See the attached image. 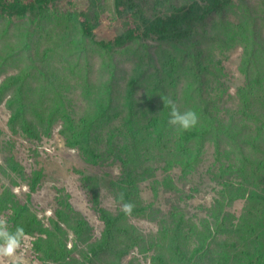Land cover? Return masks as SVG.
Masks as SVG:
<instances>
[{"label":"trees","instance_id":"16d2710c","mask_svg":"<svg viewBox=\"0 0 264 264\" xmlns=\"http://www.w3.org/2000/svg\"><path fill=\"white\" fill-rule=\"evenodd\" d=\"M61 1L0 0V17L13 19L31 16L42 19ZM88 1L86 8L76 9L74 13L81 36L98 42L108 52H114L116 47L124 46L133 40L145 42L144 45L150 51L149 55L155 66L151 74L154 81L149 80L155 84L151 89L147 85L146 89L151 90L154 96L162 94L170 98L168 92L171 78L167 61L156 60L148 40L154 38L176 42L186 48L191 47L188 48L191 53L184 55L180 62L195 68L200 34L203 33L210 39L215 38L214 40L219 42L228 40L224 39L226 33L209 24L215 13H222L238 2L250 4L252 0H114L113 9L122 22L121 30L113 39L100 40L96 37V29L102 23L103 8L100 0ZM211 27L213 30H210ZM48 31L52 32L50 29ZM254 36L259 38V33L254 31ZM248 38L243 36V39L235 40L246 43L244 49L249 54H245L244 62L249 66V70L254 65L257 74L262 76L264 68L259 61L253 60L257 50L255 46H247L250 41ZM255 41L259 45L261 39ZM188 56L190 61L186 60ZM12 57L8 52L0 53V76L4 73L7 60ZM24 61L27 64L22 71L5 74L0 83V100L8 96L7 103L12 108L9 118L11 127L20 129L24 138L36 148H43V144L50 142L49 138L57 132L69 147L78 149L91 165L102 164L111 159L122 167L119 179L93 178L86 173L82 175V185L88 199L103 222L101 234L95 236L90 221L72 206L69 195L60 188L53 193L58 204L49 202L41 208L37 206L43 213V216L39 215L34 209V200L36 194L38 196L41 191L48 189L45 169L34 166L29 170L28 165L17 161L15 155H8V151L3 154L5 157L0 164V182L3 181L0 183V218L7 220L9 231H14L18 225L23 226L25 235L34 238L33 248L40 264H143L137 253L130 257L132 250L141 245L149 251L153 248L156 254L152 261L156 264H171L166 254L168 244L163 242L168 238L172 241L175 237L178 241L179 257L173 264H197L198 261L201 264H264V175L259 179V172L264 173V93H261L263 104L260 110L253 102H250L249 109L247 104L243 106L249 119L255 116L256 127L250 129L254 124L253 120L248 121L247 117H243V123L237 124L234 119L221 118L211 107L212 98L201 88L195 96L199 122L192 130L180 132L169 126V108L165 105L157 115L148 116L144 123L137 124L136 118L140 112L137 106L138 85L142 78L146 77L148 80L146 66L139 73L136 70L128 79L127 93L124 95L126 103L123 107L124 109L127 106V111L123 114L121 108L119 111L113 110L118 101V90L114 88L113 79L110 88L100 96L101 99L96 98L94 104L81 103L82 109L78 112L69 111L61 101L58 81L51 74L55 68L32 54ZM197 64L202 65L201 61H197ZM36 73L44 79L46 87L43 86V90L32 87L28 81ZM198 79L200 78L197 75L189 81L178 78L179 83H184V87H181V92L175 91L170 98L177 107L181 97L189 93L190 88L187 86H200V83H196ZM47 89H50L48 93ZM251 92L253 95L259 94L254 86L251 87ZM201 104L203 112L200 115ZM126 126L128 129H125ZM232 126H239V131L235 133L238 137L229 136V145L226 137L230 134L228 128ZM208 143L214 144L215 153L220 160L227 152H239L242 162L247 161L241 169L246 174H249L250 170L253 174L247 177L253 181L247 183L244 179H235L233 171L236 161L232 159L231 167L223 161L218 171L213 169L209 172L218 185L215 189L216 196L208 215L200 220L196 217L190 219L191 231L197 232L199 225L202 240L190 254L187 255L185 243L180 237L188 221L185 219L186 212L180 208L169 207L158 224L160 227L162 223L161 233L156 234L152 241H147L133 222V218L143 215L154 221L156 215L151 217V212L155 210L154 198L159 196L161 189L165 187L169 194L183 191L172 170L179 168L186 176L195 172L200 166ZM250 151L252 157L249 155ZM257 152L259 155L254 159L253 153ZM149 153L158 155L159 158L153 160ZM145 159L154 161V165L167 173L163 180H157L146 187L154 192V196L153 193L150 195V200L143 198L144 189L138 190L136 187L137 180H143L136 174V169L138 170V166L142 165ZM156 162H160L159 165L155 164ZM147 169L148 166L145 171ZM108 183H111V190L116 198L115 208L105 205L101 199L100 185ZM20 184L26 186V189H22L21 196L16 190V186ZM121 193L123 201L119 199ZM238 199L246 200L240 214L233 209ZM123 202L135 205L130 216L120 211ZM245 236L242 242L239 237ZM213 244H216L220 251L215 252ZM11 264L36 263L18 260Z\"/></svg>","mask_w":264,"mask_h":264},{"label":"rangeland","instance_id":"374dc122","mask_svg":"<svg viewBox=\"0 0 264 264\" xmlns=\"http://www.w3.org/2000/svg\"><path fill=\"white\" fill-rule=\"evenodd\" d=\"M113 1L100 0L103 14L102 23L96 29V37L99 40L113 39L121 30L122 22L114 12ZM87 5H89L88 0H62L42 19L41 17L31 16L11 19L1 16L0 53L8 52V54L13 55L4 66V73L6 74L5 69L7 74L23 69L27 64L24 60L29 57V54L37 59H43L55 68L51 74L58 81V89L61 91L62 96L61 101L64 102L69 111L76 112L82 109L81 103L83 102L94 104L96 98L105 94L110 88L113 79L114 88L118 90V101L116 102V108L113 110L119 111L120 108L123 109L126 103L124 95L127 93L129 77L134 75L136 70L137 73L141 72V69L146 66L148 67V80L146 77L140 80L137 93V106L141 113H138L136 119L138 120L137 124L140 125L148 119V116L157 115L158 112L162 111L164 108L162 97L167 98L162 94L154 96L151 90L146 89L147 85L151 89L155 84L150 82L154 81L151 74L155 70L149 55L150 51L145 47V42L133 40L124 46L116 47L114 52H108L98 42L82 37L74 13L77 10L86 8ZM209 24L226 33L224 39L228 40L219 42L214 40L215 38L210 39L205 34H200L197 46L199 54L195 68L190 67L186 62V65L180 62V59L185 57L184 55L191 53L188 49L191 47L186 48L176 42L159 41L154 38L148 40V44H150L156 60L167 61L171 78L168 92L170 98L175 94V91L181 92V87H184V83H179L178 78L185 81L192 80L195 75L200 78L196 81V83H200V86L196 84L195 87L187 86L190 88L189 93L183 95L179 100L180 102H177L180 111L193 110L197 113L195 104L197 98L195 96L199 94L197 92L202 88L212 98L211 107L221 118L224 120L234 119L233 121L236 124L243 123V117H249L243 109L245 104L249 109L250 102H253L258 110L263 104L261 93H264V74L259 76L254 65L249 70V66H246L244 62L245 54H249L244 49L246 43L235 39H243V36L249 37L250 41L247 46H255L257 50L253 60L259 61V64L264 68V0H252L250 4L238 2L222 13H215ZM49 29L52 32L48 31ZM210 30H213V28L211 27ZM254 31L259 33V38L254 36ZM255 39H261L259 45ZM186 60L190 61L189 56ZM197 61H201L202 65L199 66ZM191 71L194 73H191ZM4 73L0 76V83L1 79L7 75ZM34 76L31 78L33 82L30 80L32 82L30 83L43 90V86L46 87L43 77L38 74ZM36 76L38 77L36 78ZM252 86L257 89L259 94H252ZM49 90L47 89L46 93ZM7 100L8 96L0 100V164L5 157L3 154L8 151V155H15L17 161L25 162L29 170L34 166L43 167L48 189L35 196L34 209L37 210L39 215L43 216V213L40 209H37V206L41 208L42 205L49 202L58 204L53 193L57 192V188H60L62 192L69 195L72 206L90 221L93 234L95 236L100 235L103 230V222L97 216L92 203L88 199L87 192L82 185L84 184L82 175L86 173L93 178L109 177L119 179L122 175L120 163L113 162L110 159L102 164L91 165L84 159L78 149L69 147L64 138L57 132L49 138L50 142L43 144V148H36L33 144H30L31 142L28 139L24 138V134L20 129L11 127L9 118L12 114V108L8 105ZM126 111L127 106L123 109V114ZM202 112L201 104L199 108L200 115ZM252 120L254 127L250 129H255V116L253 119L248 118V121ZM238 127L228 128L230 134L226 137L227 144H231L230 135L238 137V134H235L239 131ZM125 129H128L127 126ZM242 131L246 132L247 130ZM120 136L125 137L121 134ZM204 150L205 153L199 163L200 166L195 172L186 176L179 168L172 170L176 182L180 183L183 191H179L177 194H169L165 187L161 189L159 196L154 198L155 210L151 212V217L156 215L154 221L143 215L133 218V222L136 223L138 230L143 233L147 241H152L156 234L161 233L162 223L160 227L158 224L166 215L167 209L169 207L180 208L186 212L185 219H188L185 223L186 228L183 234H180V237L185 243L187 255L190 254L195 250V246L202 241L199 225L197 232L195 230L191 231L189 227L190 219L196 217L197 220H200L208 215L209 208L216 196L215 189L218 185L209 172L213 169L218 171L223 161L231 167L230 159H232V161H236L235 170L233 171L235 179L239 181L244 179L247 183L253 181L252 178L247 177L253 173L249 170V175L241 169V166H244L247 161L242 162V155L239 152H227L225 157H221L220 160L217 158L213 143H208ZM250 150L252 151V149ZM251 151L249 155L252 157ZM253 154L254 159H256L257 154L259 155L258 152ZM149 155L153 160L159 158L158 155L152 153H149ZM159 163L156 162L155 164L159 165ZM147 166V170L152 169L150 171L146 170L147 173L144 174ZM136 174L140 179H143L141 181L137 180L136 187H138V190L144 189L145 191L142 192L143 198L150 200V195L153 193L154 196V192L153 189H147L146 187L154 184L157 180H163L167 173L154 165V161L145 159L144 163L138 166V170L136 169ZM261 175H264V173L259 172V179L262 178ZM0 183H3V181ZM100 186L103 203L115 208L117 202L111 190V183L101 184ZM23 188L26 189V186L21 184L16 186L19 196L22 195ZM178 202L181 203L176 205ZM245 202V199L236 200L233 209L240 214L246 204ZM177 212L179 213V211ZM222 238H225V236H222ZM239 238L244 242L246 236ZM69 240L71 241V234ZM33 241L34 238L31 235H25L16 256L0 258V264H11L18 260L40 264L33 248ZM163 244H168L166 254L170 263L173 264L179 257L177 237L173 238L172 241L171 238H168ZM213 245L212 248L215 249V252L220 251L216 244ZM132 251L133 254L130 257L137 253L143 264H156L152 261L156 254L153 252V248L149 251L144 245H141L135 247ZM197 264H201V262L198 261Z\"/></svg>","mask_w":264,"mask_h":264},{"label":"clouds","instance_id":"9594fccd","mask_svg":"<svg viewBox=\"0 0 264 264\" xmlns=\"http://www.w3.org/2000/svg\"><path fill=\"white\" fill-rule=\"evenodd\" d=\"M165 107L169 108L168 124L180 132L190 131L199 122L197 113L193 110L180 111L176 103L170 98L162 97ZM119 199L123 201V193ZM135 205L131 202H123L120 211L126 216H130ZM25 236L23 226H17L14 231H9L5 218H0V258H12L16 256L17 250L21 246V241Z\"/></svg>","mask_w":264,"mask_h":264},{"label":"bare ground","instance_id":"6f19581e","mask_svg":"<svg viewBox=\"0 0 264 264\" xmlns=\"http://www.w3.org/2000/svg\"><path fill=\"white\" fill-rule=\"evenodd\" d=\"M40 53H41V52H40ZM36 55H37V54H36ZM0 61H1V60H0ZM21 65H22V64H21ZM22 67H24V66H22ZM18 71H19V70H18ZM21 71H22V70H21ZM16 72H17V71H16ZM17 73H18V72H17ZM31 73H32V72H31ZM33 73H34V72H33ZM37 73H38V72H37ZM37 73H36V74H37ZM4 74H5V73H4ZM6 74H7V71H6ZM10 74H11V73H10ZM7 75H8V74H7ZM30 75H31V74H30ZM32 75H33V74H32ZM10 76H11V75H10ZM10 76H8V77H10ZM23 76H24V75H23ZM8 77H7V79H8ZM34 77H35V76H34ZM37 77H38V76H36V78H37ZM3 79H4V78H3ZM29 79L31 80V78H29ZM29 79H28V81H30ZM41 79H42V77H41ZM1 80H2V79H1ZM31 81H32V80H31ZM31 81H30V82H31ZM39 81H40V80H39ZM42 81H43V80H42ZM32 82H33V81H32ZM32 82H31V83H32ZM40 82H41V81H40ZM40 82H39V83H40ZM35 83H36V82H35ZM35 83H33V84H35ZM29 84H30V83H29ZM42 84H43V83H42ZM31 85H32V84H31ZM32 86L35 87V85H32ZM37 88H38V86H37ZM38 89H39V88H38ZM38 91H39V90H38ZM44 93H45V92H44ZM43 95H45V94H43ZM178 139H179V138H178Z\"/></svg>","mask_w":264,"mask_h":264}]
</instances>
